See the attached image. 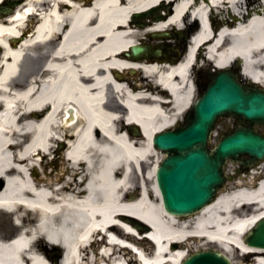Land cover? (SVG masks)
<instances>
[{"label":"bare ground","instance_id":"obj_1","mask_svg":"<svg viewBox=\"0 0 264 264\" xmlns=\"http://www.w3.org/2000/svg\"><path fill=\"white\" fill-rule=\"evenodd\" d=\"M88 2L24 0L0 19V264H181L209 246L264 264V248L242 242L264 218V163L200 212L179 218L152 203L160 154L151 144L194 103L200 72L213 75L241 58L242 76L264 90V0ZM153 8L157 17L133 23L135 14ZM30 10L27 17L37 21L21 42ZM205 18L179 63L174 54H127L143 36L144 44L165 49L172 42L152 40L151 33L193 29ZM156 74L167 82L169 102L150 83ZM69 108L74 121L64 124ZM129 219L150 230L139 233ZM19 228L23 236L11 242ZM97 230L106 234L101 251L86 245ZM136 232L152 237L156 249L136 240ZM61 248L55 259L51 250Z\"/></svg>","mask_w":264,"mask_h":264},{"label":"water","instance_id":"obj_2","mask_svg":"<svg viewBox=\"0 0 264 264\" xmlns=\"http://www.w3.org/2000/svg\"><path fill=\"white\" fill-rule=\"evenodd\" d=\"M22 2L7 0L0 6V16L12 14ZM141 51L138 46L131 48L132 56ZM223 117H233L240 123L209 148L212 131ZM73 121L71 116L65 124ZM259 125H264V91L243 85L228 71L215 74L186 113L184 123L153 138L154 148L164 153L156 172L164 209L179 217L193 215L215 198L225 180H232L224 175L228 160L241 165L237 172L264 160V135L256 130ZM142 229L148 231L149 227ZM243 241L264 248V219L248 231ZM182 264H231V261L220 251L207 249L190 254Z\"/></svg>","mask_w":264,"mask_h":264},{"label":"rangeland","instance_id":"obj_3","mask_svg":"<svg viewBox=\"0 0 264 264\" xmlns=\"http://www.w3.org/2000/svg\"><path fill=\"white\" fill-rule=\"evenodd\" d=\"M27 7H28V5L25 6V7H22L20 9V11L24 12ZM29 8H30V6H29ZM23 21H24L23 22L24 27L22 28L21 33L25 32V30H26L27 33L29 31V34H30L32 32V30H33V26L36 24V21H37L36 18L33 19V16H29V17H25V19ZM188 32H190V30ZM146 39H147V37L143 36L142 39L140 40V42L146 43ZM21 42H22V37H21ZM231 125H232V123H231V119L230 118H224V119L220 120V122L218 123V126H217V128L215 130V134L216 135L214 137V141L212 142L211 146L214 144V142L217 141V138L222 133L226 132L231 127ZM260 131L264 132V127H260ZM161 156L162 155L160 154V158H161ZM232 186H234V185H231L230 187H232ZM152 194H153L152 203H153V205L158 206L161 203V199H160L159 196L156 195L155 191H152ZM194 242H198V241L194 240ZM147 247L149 249L152 248L151 245H148ZM232 253H233V255L231 254V256L233 257L234 261H236V262H238V263L242 262V264H254L253 260H252V257H248V256H245V255H240L236 250H233Z\"/></svg>","mask_w":264,"mask_h":264}]
</instances>
